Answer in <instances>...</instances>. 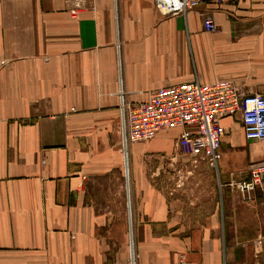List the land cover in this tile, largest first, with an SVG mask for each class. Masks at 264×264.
Returning a JSON list of instances; mask_svg holds the SVG:
<instances>
[{
	"label": "crops",
	"instance_id": "crops-1",
	"mask_svg": "<svg viewBox=\"0 0 264 264\" xmlns=\"http://www.w3.org/2000/svg\"><path fill=\"white\" fill-rule=\"evenodd\" d=\"M120 73L137 102L195 78L264 94V0L174 16L154 0H0V264H129L130 241L136 264H264V229L245 236L233 202L166 191L161 161L180 155L178 129L131 144L128 204ZM221 124L223 172L254 142L239 114Z\"/></svg>",
	"mask_w": 264,
	"mask_h": 264
},
{
	"label": "built area",
	"instance_id": "built-area-1",
	"mask_svg": "<svg viewBox=\"0 0 264 264\" xmlns=\"http://www.w3.org/2000/svg\"><path fill=\"white\" fill-rule=\"evenodd\" d=\"M210 1L215 4L238 0H154L163 16L185 14ZM204 29L216 30L212 16L202 13ZM119 47V44H118ZM118 115L123 155V172L129 204V148L144 142L163 130L178 129L176 146L180 154H200L210 166L217 168L226 127L221 119L240 115L244 138L249 142L264 140V94H244L231 80L201 82L197 78L151 90L146 101L128 99L118 80ZM242 191L264 192V166L253 165L249 178L239 183ZM132 240V238H131ZM129 264H136L134 244L130 241ZM225 264V263H221Z\"/></svg>",
	"mask_w": 264,
	"mask_h": 264
},
{
	"label": "rangeland",
	"instance_id": "rangeland-1",
	"mask_svg": "<svg viewBox=\"0 0 264 264\" xmlns=\"http://www.w3.org/2000/svg\"><path fill=\"white\" fill-rule=\"evenodd\" d=\"M227 133L226 128L224 136ZM234 148L245 150L241 161L237 166L229 162L223 172L219 167L210 166L199 153L180 154L175 159L165 157L161 161L164 171H161L160 177L164 180L166 191L173 197L184 199L186 203L199 201L212 203L214 207L223 204L224 209L231 210L228 208L233 202V211L237 214L238 223L246 226L247 236L256 234L260 228L264 229V221H258L260 218L264 220V192L257 189L242 191L239 183L249 178L251 165L264 161L257 159V154L264 152V140ZM256 213H259V219Z\"/></svg>",
	"mask_w": 264,
	"mask_h": 264
}]
</instances>
